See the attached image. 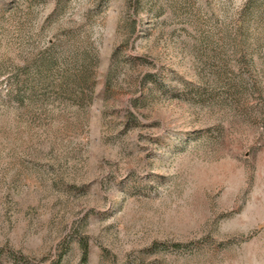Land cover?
Here are the masks:
<instances>
[{
	"label": "rangeland",
	"instance_id": "rangeland-1",
	"mask_svg": "<svg viewBox=\"0 0 264 264\" xmlns=\"http://www.w3.org/2000/svg\"><path fill=\"white\" fill-rule=\"evenodd\" d=\"M0 264H264V0H0Z\"/></svg>",
	"mask_w": 264,
	"mask_h": 264
},
{
	"label": "trees",
	"instance_id": "trees-1",
	"mask_svg": "<svg viewBox=\"0 0 264 264\" xmlns=\"http://www.w3.org/2000/svg\"><path fill=\"white\" fill-rule=\"evenodd\" d=\"M82 249V258L84 259L86 256V247L84 245L81 246ZM21 261H23L22 259H20Z\"/></svg>",
	"mask_w": 264,
	"mask_h": 264
}]
</instances>
